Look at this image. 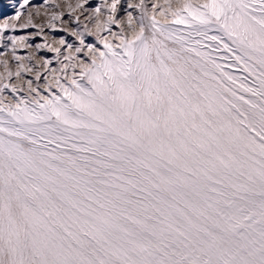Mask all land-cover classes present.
<instances>
[{"label": "snow or ice", "instance_id": "1", "mask_svg": "<svg viewBox=\"0 0 264 264\" xmlns=\"http://www.w3.org/2000/svg\"><path fill=\"white\" fill-rule=\"evenodd\" d=\"M0 49V264H264V0H0Z\"/></svg>", "mask_w": 264, "mask_h": 264}, {"label": "rangeland", "instance_id": "2", "mask_svg": "<svg viewBox=\"0 0 264 264\" xmlns=\"http://www.w3.org/2000/svg\"><path fill=\"white\" fill-rule=\"evenodd\" d=\"M41 2H42V0H41ZM0 50H2V49H0ZM23 51H26V50H22L21 54H23Z\"/></svg>", "mask_w": 264, "mask_h": 264}]
</instances>
